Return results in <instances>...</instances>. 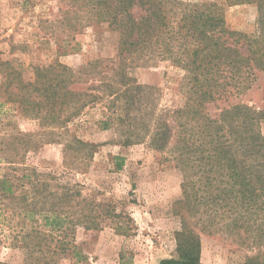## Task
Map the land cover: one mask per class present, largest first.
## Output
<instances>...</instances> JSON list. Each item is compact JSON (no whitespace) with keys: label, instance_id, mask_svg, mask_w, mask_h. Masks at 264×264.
<instances>
[{"label":"trees","instance_id":"16d2710c","mask_svg":"<svg viewBox=\"0 0 264 264\" xmlns=\"http://www.w3.org/2000/svg\"><path fill=\"white\" fill-rule=\"evenodd\" d=\"M226 3L257 5L258 33L229 29L223 9L214 3L66 0L63 24L72 30L106 25L119 37L116 55L75 70L59 61L38 66L31 81L13 69L9 86L4 82L0 115L12 104L44 128L0 134V240L20 250L28 264L83 260L76 244L79 228L108 225L128 233L113 205L23 163L28 153L64 141L69 124L98 105L105 109L102 128L116 127L122 145L145 143L169 152L184 174L177 203L179 256L159 264H201L197 223H203L202 232L218 229L244 247L264 245V110L241 101L264 74V0ZM161 64L183 74V104L159 108L157 88L134 79L135 69ZM64 146L79 165L97 149L74 136ZM115 159L122 169L125 158ZM246 264H264V258Z\"/></svg>","mask_w":264,"mask_h":264},{"label":"rangeland","instance_id":"374dc122","mask_svg":"<svg viewBox=\"0 0 264 264\" xmlns=\"http://www.w3.org/2000/svg\"><path fill=\"white\" fill-rule=\"evenodd\" d=\"M65 1L0 0V101L6 97L5 83H11L13 69L31 81L38 66L59 61L75 70L116 55L119 37L106 25L72 30V26L63 24ZM189 1L214 3L223 9L229 29L249 35L258 33L257 5L229 6L226 0ZM133 77L140 85L157 88L159 108L184 103L179 91L183 74L176 68L166 64L137 68ZM241 101L264 110V74H258ZM4 110L0 134L44 130L38 121L24 118L12 104ZM104 110L102 105L87 108L69 124L64 141L49 142L23 159L32 168L56 174L60 182L81 185L84 194L97 202L110 203L117 214L123 215L128 227L127 234H119L108 225L102 230L79 228L76 244L85 258L62 260L60 264H159L164 259L177 258L176 234L182 229L177 203L183 198L184 174L169 152H157L145 143L122 145L116 127L102 128ZM261 127L264 133V121ZM70 136L97 146L87 163L79 165L72 154H65L64 143ZM115 157L125 158L122 169H118ZM197 224L194 227L201 236V264H246L253 257L264 258V245L244 247L226 232H202L203 223ZM0 264L28 261L20 250L0 240Z\"/></svg>","mask_w":264,"mask_h":264}]
</instances>
